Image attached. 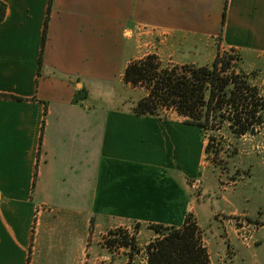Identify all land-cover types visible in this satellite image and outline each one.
I'll return each instance as SVG.
<instances>
[{"label": "crops", "instance_id": "1", "mask_svg": "<svg viewBox=\"0 0 264 264\" xmlns=\"http://www.w3.org/2000/svg\"><path fill=\"white\" fill-rule=\"evenodd\" d=\"M1 1L0 264H129L104 236L137 226L142 245L149 225L198 215L206 147L196 125L139 115L108 87L157 38L158 57L261 61L264 0Z\"/></svg>", "mask_w": 264, "mask_h": 264}, {"label": "rangeland", "instance_id": "2", "mask_svg": "<svg viewBox=\"0 0 264 264\" xmlns=\"http://www.w3.org/2000/svg\"><path fill=\"white\" fill-rule=\"evenodd\" d=\"M155 40V45L147 47L148 54L142 59L156 55L149 54L154 47L159 49L157 44L160 39ZM237 54L241 59L239 63L232 64V70L247 74L264 98V57L259 61ZM159 59L163 68L178 67L181 74L186 65L200 67L211 65L215 60L210 61L206 53L196 48L188 53L163 52ZM108 89L115 95L118 105L124 104L131 110L148 94L144 88L134 89L123 79ZM159 115L188 120L174 109H160ZM202 135L206 149L209 145L210 149L208 152L205 150L200 178L195 183L191 182L189 187L199 212L192 215L198 225H202V240L211 256V264H264V124L257 125L254 132L238 135L229 121L215 119ZM139 231L137 226L118 228L109 231L102 241L112 253L119 249L128 251L131 258L129 264H143L145 260L148 264L147 247L164 234L158 235L149 225L144 232H151L157 238L147 236L141 245ZM125 233L128 241H134L133 247L122 245L123 241H127ZM112 239H118L119 244L109 247L108 241Z\"/></svg>", "mask_w": 264, "mask_h": 264}, {"label": "trees", "instance_id": "3", "mask_svg": "<svg viewBox=\"0 0 264 264\" xmlns=\"http://www.w3.org/2000/svg\"><path fill=\"white\" fill-rule=\"evenodd\" d=\"M6 16L7 5L0 0V23ZM240 59L235 51L219 52L211 65H186L181 74L180 68H163L158 56L149 55L129 64L123 80L134 89L144 88L148 92L134 109L139 115L157 116L160 109H174L202 131L210 128L212 120L219 119L229 121L235 134L245 135L264 124V98L247 74L232 70V64ZM209 149L210 145L206 151ZM151 229L164 236L147 247L148 264H210L201 230L192 214L187 215L181 228L152 225ZM125 236L127 241L122 245L133 247L134 241H128L126 233ZM108 242L112 247L120 241Z\"/></svg>", "mask_w": 264, "mask_h": 264}]
</instances>
